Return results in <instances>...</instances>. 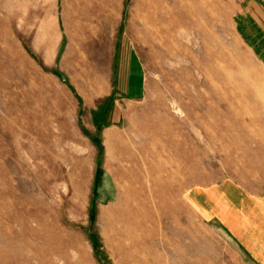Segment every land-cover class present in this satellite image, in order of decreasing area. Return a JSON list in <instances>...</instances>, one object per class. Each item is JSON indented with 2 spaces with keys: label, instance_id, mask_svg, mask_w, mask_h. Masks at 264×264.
I'll return each instance as SVG.
<instances>
[{
  "label": "rangeland",
  "instance_id": "obj_1",
  "mask_svg": "<svg viewBox=\"0 0 264 264\" xmlns=\"http://www.w3.org/2000/svg\"><path fill=\"white\" fill-rule=\"evenodd\" d=\"M247 1L0 0V264H124L109 223L121 186L144 188L138 264H255L187 200L224 180L264 194ZM102 3L119 4L117 23L93 31ZM119 35L142 68L138 98L98 95Z\"/></svg>",
  "mask_w": 264,
  "mask_h": 264
},
{
  "label": "crops",
  "instance_id": "obj_2",
  "mask_svg": "<svg viewBox=\"0 0 264 264\" xmlns=\"http://www.w3.org/2000/svg\"><path fill=\"white\" fill-rule=\"evenodd\" d=\"M118 5L116 3L112 10H107L102 3L99 8L91 9L95 14L93 24L88 27L94 31L95 26L101 25V21L107 18L108 13L109 18H112L110 22L116 24ZM237 25L242 40L249 45L257 61L264 64V5L256 0H248ZM61 37V33L54 36L52 55H55L52 60L58 55L56 49ZM105 57V64L109 68L106 69V76L104 75L103 79L112 81V84L106 88V92L98 95L119 96L125 99L143 96L142 68L130 53L124 36L119 35L115 39L108 56ZM110 119L111 116L107 117V120ZM187 195V200L197 209L199 217L204 222L223 227L249 260L255 264H264V194L249 195L237 184L224 180L206 187L194 188L188 191ZM224 213L227 216L238 217L234 222L228 223L233 230L221 217Z\"/></svg>",
  "mask_w": 264,
  "mask_h": 264
},
{
  "label": "bare ground",
  "instance_id": "obj_3",
  "mask_svg": "<svg viewBox=\"0 0 264 264\" xmlns=\"http://www.w3.org/2000/svg\"><path fill=\"white\" fill-rule=\"evenodd\" d=\"M155 1L158 5L162 3L163 0ZM126 181L129 182V184L135 183L136 178L127 175ZM143 191L144 188L141 186L135 191H132L129 186L125 188L121 186L119 188L118 203L116 206L111 207L112 213L114 214L110 215L109 223H111L115 229V240L117 242L115 252L124 255V264H138L144 262L142 255L143 251L141 247L138 246V239L134 237L136 228L143 223V214L139 209L145 205V202H143L144 199L140 198L144 195Z\"/></svg>",
  "mask_w": 264,
  "mask_h": 264
}]
</instances>
